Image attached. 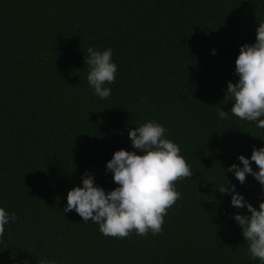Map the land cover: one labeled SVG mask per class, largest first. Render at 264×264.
Returning <instances> with one entry per match:
<instances>
[{
  "label": "trees",
  "instance_id": "16d2710c",
  "mask_svg": "<svg viewBox=\"0 0 264 264\" xmlns=\"http://www.w3.org/2000/svg\"><path fill=\"white\" fill-rule=\"evenodd\" d=\"M259 22L264 0H0V207L18 217L0 264H260L233 219L251 213L218 191L230 181L258 210L264 202L252 175L241 185L227 171L264 147V129L223 101ZM89 47L114 50L106 100L87 81ZM153 119L194 172L176 182L182 198L162 232L106 237L63 213L86 170L106 192L118 187L107 162L137 151L129 130Z\"/></svg>",
  "mask_w": 264,
  "mask_h": 264
},
{
  "label": "clouds",
  "instance_id": "9594fccd",
  "mask_svg": "<svg viewBox=\"0 0 264 264\" xmlns=\"http://www.w3.org/2000/svg\"><path fill=\"white\" fill-rule=\"evenodd\" d=\"M255 43L240 46L234 75L238 81L227 83L225 102H231V114L241 120L255 122L264 129V22L258 23ZM113 49L103 51L94 47L87 49L84 62L88 66L87 81L93 92L102 100L111 96L107 85L115 83L118 66L113 62ZM215 55V50L212 51ZM145 101L147 97L144 98ZM227 104V103H225ZM219 118L229 113L218 109ZM168 129L156 120H148L129 130L132 147L137 151L120 149L106 164V172L113 174L118 187L105 191L95 183V177L87 170L83 173L82 187L74 186L67 193V205L63 213L75 210L84 223L99 225V231L106 237L128 238L135 230L136 235L146 237L149 232H162L164 217L182 194L176 189V182L191 179L194 172L181 155L179 144L168 139ZM243 165L232 164L227 171L234 172L243 185L247 175H252L264 188V147L252 148V155L238 156ZM255 162L259 171H254ZM218 191L231 195V205L237 209L247 208L251 215L235 213L233 219L241 226L248 254L264 264V202L259 210L236 191L230 181L221 185ZM17 215L0 207V239L6 225L16 222ZM39 264H56L55 260L42 259Z\"/></svg>",
  "mask_w": 264,
  "mask_h": 264
}]
</instances>
